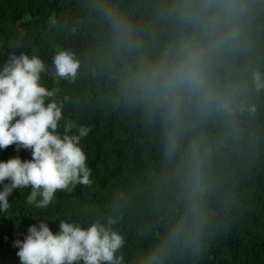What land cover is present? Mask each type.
I'll list each match as a JSON object with an SVG mask.
<instances>
[{
    "label": "clouds",
    "instance_id": "obj_1",
    "mask_svg": "<svg viewBox=\"0 0 264 264\" xmlns=\"http://www.w3.org/2000/svg\"><path fill=\"white\" fill-rule=\"evenodd\" d=\"M93 42L57 48L51 65L11 52L0 65V215L16 189L48 209L57 192L91 187L82 146L93 125L66 116L56 85L92 82L87 103L117 111L147 164L106 211L40 218L14 241L20 264H195L264 165V0H83ZM4 50H0L2 53ZM75 214V216L73 215ZM125 217L150 243L126 260ZM59 220L53 233L49 221Z\"/></svg>",
    "mask_w": 264,
    "mask_h": 264
},
{
    "label": "trees",
    "instance_id": "obj_2",
    "mask_svg": "<svg viewBox=\"0 0 264 264\" xmlns=\"http://www.w3.org/2000/svg\"><path fill=\"white\" fill-rule=\"evenodd\" d=\"M92 30L83 0H0V50H4L0 65L11 52H24L39 55L50 66L57 48L87 51L93 42ZM43 83L50 88L59 87L61 100L68 97L66 116L93 125L81 143L94 183L91 187L77 186L71 193L57 192L55 201L44 210L25 204L30 189L14 190L8 198L12 207L7 215H0V264H20L14 241L23 240L28 227L38 224V219L67 217L85 210L106 211L115 192L130 185L147 164L141 134L131 121L110 108L87 103L89 94L95 97L90 80L82 78L77 84L56 85L47 76ZM15 156L31 159V152H17L14 145L0 150L2 161ZM237 197L239 206L209 239L207 250L195 264H264V165L252 168L240 182ZM49 227L57 232L59 220H50ZM123 230L128 241L125 257L131 260L149 245L151 238L140 239L136 224L128 217Z\"/></svg>",
    "mask_w": 264,
    "mask_h": 264
}]
</instances>
